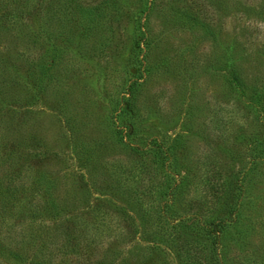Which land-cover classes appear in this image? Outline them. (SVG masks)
I'll use <instances>...</instances> for the list:
<instances>
[{"label":"trees","instance_id":"trees-1","mask_svg":"<svg viewBox=\"0 0 264 264\" xmlns=\"http://www.w3.org/2000/svg\"><path fill=\"white\" fill-rule=\"evenodd\" d=\"M152 1L140 0L129 11L122 0H0V30L12 32L14 42L26 33L43 40L37 59L41 62L48 58L49 62L42 67L40 63L36 65V78L31 81L32 84L36 81V87L42 93L49 84H59L61 79L68 77L67 65L71 58L68 50L86 54L83 41L89 37H105L111 41L114 33L126 25L130 42L124 47L123 60V68L130 76V82L120 96L116 117L118 126L115 130L118 141L130 151L131 161L126 163L129 168L126 169L124 163L122 166L117 161L98 158L96 153L99 148H90L88 143L73 140L70 136L72 131L66 140V149L70 147L78 162L85 163L86 180L100 197L94 211L90 212L92 217H99L98 224L82 227L78 222L79 216L64 213L66 206L58 198L54 179L38 173L30 181L27 175L13 169L12 157L16 161L25 155L39 157L37 143H41L42 148L46 144L33 137L30 152L24 154V138L15 136L6 139L4 119L8 117L0 107V149L2 155L5 150L8 152L4 160H9L7 163L0 157V251H6L10 258L18 260L27 255L32 241L28 236L30 234L26 233L27 228L35 226L33 224L40 217V211L46 208L58 216L60 225L52 242L38 255L32 256L29 264H127L124 259L115 258L105 247L110 239L116 237L115 231H111L112 237L108 234L99 237L98 229L104 228L103 223L113 215L120 219L123 229L136 227L143 230L146 222L144 206L157 202L162 203L163 211L159 215L157 211L154 212V217L159 223L162 220L167 222L169 239L164 244L176 253L178 264H232L235 259L242 260L243 264H258L255 253L247 254L239 245L250 236V232L254 234L253 220L248 216L254 205L247 199H255L258 184L254 181L259 177L260 167L264 166V79L245 75L242 62L234 59L228 48L223 49V63L213 59L209 65L213 71L223 73V83L227 88L223 92V114L215 104L210 109L205 107L203 113L191 105L184 111L181 123L182 127H187L186 135H167L160 123L152 124L156 116L161 115L155 109L144 108L141 95L148 80L156 74L169 72L170 64L168 61L157 64L152 60L154 43L148 39V16ZM218 2L223 5V26L238 9L246 15L254 10L251 0ZM195 7V4L186 5L187 11L183 13L185 25L201 30L213 41L216 19L194 17ZM260 15L262 13L258 11L254 14L256 18ZM3 38L0 32V79L6 77V80L20 85L16 68L9 64L8 47L3 44ZM260 45L255 53L264 57V43ZM191 50L183 49L176 65L187 79L195 77V66L199 65L184 61ZM242 51L247 52V49L243 47ZM212 100L216 98L212 97ZM55 112L62 114L59 104ZM17 120L22 121L23 117ZM20 125L21 122L14 124L12 130L15 134L20 130ZM152 131H156L157 135H151ZM195 138L207 149L206 155L193 152L191 144ZM145 160L151 164L147 170L144 169ZM95 165L101 174L96 172ZM129 169L132 172L135 169L140 171L139 176L145 179L146 185L141 186V191L136 187L127 188L122 193L124 196L118 199L117 190L105 183L115 171L127 173ZM159 170L165 182L156 185L150 182L149 185L146 177L154 178ZM194 170L203 172L206 188L212 192L211 200L202 204L205 211L199 209L203 215L189 214L180 209L193 187ZM32 186L42 195L45 204L33 198L27 202ZM198 198L195 196V199L189 200L188 208ZM149 218L152 219V216ZM263 218H260L261 221H264ZM39 239L44 242V235H40ZM153 249L147 257L143 256L133 264H153L157 259ZM158 264L166 263L159 260Z\"/></svg>","mask_w":264,"mask_h":264},{"label":"rangeland","instance_id":"rangeland-1","mask_svg":"<svg viewBox=\"0 0 264 264\" xmlns=\"http://www.w3.org/2000/svg\"><path fill=\"white\" fill-rule=\"evenodd\" d=\"M122 1H124V7L132 11L140 0ZM252 2L254 10H251L248 15L238 9V12L231 14L223 26V5L218 0L152 1L148 16V39L150 43H154L152 60L157 64H163L164 61L170 64L169 72L163 75L156 74L148 80L141 95L144 108L155 109L161 115L156 116L152 124L160 123L167 135H186L187 127H182L181 123L184 111L191 105L198 112L203 113V110H206L205 107L210 109L215 104L220 114H223V92L227 90L223 83V73L209 68L210 61L213 59L223 63V49L228 48L232 57L242 62L245 75L264 79V57L255 53L262 46L260 44L264 43V0H251ZM191 4L196 5L193 9L194 17L216 19L217 27L212 33L213 41L212 37L205 35L201 30L190 29L185 25L183 13L187 11L186 5ZM256 11L262 13L261 17L254 16ZM54 24L53 27H56ZM33 25L36 24L33 22ZM128 31L129 28L125 25L124 29L114 33L111 41L105 37H89L83 41L87 49L86 54L69 49L68 52L74 61L69 58L68 77L61 79L59 84L54 82L49 84L42 93L38 91L36 81L33 84L31 82L36 78V65L40 63L42 67L49 62L48 58L42 59L41 62L37 59V56L41 54L39 47L42 45L40 43L42 39L37 40L26 33L14 42L12 38L15 39V35L12 32L0 30L5 41L3 44L6 48L8 47V60L11 62L9 64L16 68L20 76V85L13 80H6V77L0 79V107L7 114L5 117H8L4 119L6 121L4 135L6 139L15 136L24 138L22 141L24 154L30 152L33 137L41 139L40 141L46 144L42 148V144L37 143L39 157L25 155L21 156L19 161L12 157L13 169L27 175L30 181L35 179L38 173L47 175L46 178L50 180L54 179L58 198L66 206L64 213L68 214L67 216H79L78 222L82 227L98 224L99 217H92L93 214L90 212L94 211L100 197L90 187L89 180H86L85 163L78 162L70 147L66 149V140L72 131L70 136L73 140L88 143L90 148H99L96 153L98 158L117 161L122 166L125 165L126 169L129 168L126 163L131 161L130 151L118 141L115 135L118 126L116 118L118 106L121 103L120 96L125 93L130 82V76L123 68L124 47L130 43ZM57 44L60 45V43ZM0 45L2 49V43ZM114 47L115 51H113ZM243 47L247 49V52L242 51ZM185 48H192V52L184 61L199 64L195 66L193 79L183 76L180 68L176 66L179 63V53ZM212 97L216 100L213 101ZM58 104L62 109L60 115L55 112ZM22 117V121L17 120ZM17 122H21V125L20 130L15 134L12 129ZM151 135H157L156 131H152ZM191 147L193 152L200 156L208 153L198 138L194 139ZM4 152L5 154L2 155L0 149V157L2 161L9 163V160H4L8 152L6 150ZM145 164L144 169L147 170L151 164L148 160H145ZM94 168L101 174L98 166L95 165ZM122 170L115 171L113 177L107 175L109 180L105 183L117 190L118 199L124 196L122 193L127 188L136 187L141 191V186L146 185L145 179L139 176L140 171L137 169L133 172L129 169L127 173ZM194 173L193 187L189 190L190 195L185 198L184 205H180V209L189 214L203 215L199 209L205 211L202 204L211 200L212 192L210 188H206V180L202 177L203 172L194 170ZM146 179H149V185L150 182H152L151 185L165 182L160 170L154 178L146 177ZM254 183L258 184L255 199H247L254 205L251 208V214L248 212L249 218L253 220L254 234L250 232V236L239 247L247 254L254 252L258 264H264V221L260 219L264 217V166L260 167L259 177ZM28 195L30 197L27 202L33 198L45 204L42 195L33 186ZM195 196L199 197L197 202L191 203L188 208L187 202L195 199ZM197 205L200 206L197 208ZM144 207L146 211H143V217L146 222L143 230L136 227L123 229L120 219L110 215L109 220L103 223L104 228L98 229L99 237H103V234L112 237L111 231L114 230L116 237L110 239L105 247L110 249L115 258L124 259L127 264L138 262L143 256L147 257L148 253H152V248L157 254L156 260L159 259L166 264H178L176 253L167 249L164 244L166 239H169L167 222L162 220L159 223L154 217L156 211L157 214L159 212L162 214V203H148ZM40 214L33 224L35 226L27 228L26 231L32 238L26 251L27 255L15 260L10 258L6 251H0V264H29L32 256L38 255L39 251H43L52 242L56 236L55 231L60 225L58 216L52 211H47L46 208H43ZM150 216L152 219L149 218ZM40 235L41 237L44 235V242L39 239ZM101 239L105 240V238ZM156 260L153 264H158L159 260L158 262ZM242 262L235 259L232 264H243Z\"/></svg>","mask_w":264,"mask_h":264}]
</instances>
